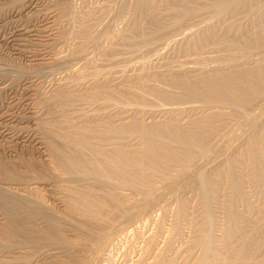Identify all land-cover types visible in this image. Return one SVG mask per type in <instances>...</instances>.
<instances>
[{"label":"rangeland","instance_id":"1","mask_svg":"<svg viewBox=\"0 0 264 264\" xmlns=\"http://www.w3.org/2000/svg\"><path fill=\"white\" fill-rule=\"evenodd\" d=\"M0 121V264H264V0H0Z\"/></svg>","mask_w":264,"mask_h":264},{"label":"bare ground","instance_id":"2","mask_svg":"<svg viewBox=\"0 0 264 264\" xmlns=\"http://www.w3.org/2000/svg\"><path fill=\"white\" fill-rule=\"evenodd\" d=\"M33 6H34V5H33ZM16 12H17V10H16ZM16 12H15V14H16ZM20 12H22V11H20ZM10 15H11V14H10ZM13 16H14V15H13ZM17 21H18V20H17ZM37 26H38V25H37ZM48 26H49V25H48ZM16 27H17V25H16ZM20 27H21V26H20ZM25 27H26V26H25ZM31 27H32V26H31ZM11 28H12V27H11ZM13 28H14V27H13ZM28 28H29V27H28ZM28 28H25V29H24V28H17L16 30H14L15 28H14L13 30L9 29V30H11V31H13V32L8 36V40H10V39H14V38L16 39L17 35L19 36V35H20L19 33H21V31H23V33H24V32H27V33H26V35H27L28 33L31 34V31H35V29H36V27H34V28L32 27V28H30V29H28ZM49 31H50V30H49ZM34 34H35V33H34ZM48 34H49V33H48ZM7 35H8V33H7L5 36H7ZM37 35H38V34H37ZM41 35H42V34H41ZM23 36H24V35H23ZM23 36H22V38H23ZM42 36H44V35H42ZM26 37H27V36H26ZM5 38H6V40H7V37H5ZM9 38H10V39H9ZM19 38L22 40L21 37H18L17 39L19 40ZM32 38H33V37H32ZM34 38H35V37H34ZM43 38H44V37H43ZM25 39H26V38H25ZM28 39H29V38H27V40H28ZM30 39H31V37H30ZM37 39H38V38H37ZM21 40H20V45H21ZM12 41H13V40H12ZM15 41H17V40H15ZM18 42H19V41H18ZM22 42H23V41H22ZM5 43H6V42H5ZM11 43H12V42H11ZM16 44H17V43H16ZM22 44H23V43H22ZM8 45H9V43H8ZM10 45H12V44H10ZM14 47H16V45H14ZM18 47H19V46H18ZM16 48H17V47H16ZM19 48H20V47H19ZM20 49H21V48H20ZM20 49H19V50H20ZM14 50H15V49H14ZM17 50H18V49H16V51H17ZM23 51H24V50H23ZM26 51H27V50H26ZM28 52H29V51H28ZM33 53H34V52H33ZM24 56H25V55H24ZM40 57H41V56H40ZM28 58H29V57H28ZM30 58H31V56H30ZM42 58H43V57H42ZM31 60H32V59H31ZM5 114H6V113H5ZM5 114H2V115H5ZM10 115H11V114H10ZM25 115H26V114H25ZM25 115H24V116H25ZM27 115H28V114H27ZM3 118H4V117L2 116V118H1V119H2V122L5 123L6 120H5V118H4V119H3ZM6 119H7V118H6ZM9 119H10V118H9ZM22 119H23V118H22ZM28 119H29V118H28ZM255 119H256V118H255ZM4 120H5V121H4ZM10 120H12V119H10ZM13 120H14V119H13ZM17 120H18V118H17ZM26 120H27V119H26ZM0 122H1V121H0ZM4 123H3V124H4ZM8 123H9V122H8ZM8 123H7V124H8ZM0 124L2 125V123H0ZM7 127H8V126L6 125V128H7ZM9 127H10V126H9ZM1 128H2V126L0 127V129H1ZM3 128H4V127H3ZM3 128H2V129H3ZM2 129H1V130H2ZM4 129H5V128H4ZM4 129H3V130H4ZM7 129H8V128H7ZM11 129H12V128H11ZM1 130H0V132H1ZM5 130H6V129H5ZM5 130H4V131H5ZM14 130H15V129H14ZM8 131H9V130H8ZM6 132H7V130L5 131L4 134H6ZM11 132H12V131H11ZM11 132H10V133H11ZM7 133H8V132H7ZM19 133H20V132H19ZM1 134H2V133H1ZM11 134H12V133H11ZM17 134H18V133H17ZM24 134H25V133H24ZM13 135H14V134H13ZM26 135H27V134H26ZM1 136H2V135H1ZM3 136H4V137H7L8 135L6 134V135H3ZM9 137H12V136L9 134ZM13 137H14V136H13ZM17 137H18V135H17ZM20 137H21V136H20ZM20 137H19V138H20ZM23 137H24V135H23ZM15 138H16V137H15ZM19 138H18V139H19ZM21 138H22V137H21ZM21 138H20V139H21ZM27 138H28V135H27ZM34 138H35V137H34ZM6 139H7V138H6ZM9 140H10V139H9ZM16 140H17V139H16ZM34 140H35V139H34ZM10 141H11V140H10ZM17 141H18V140H17ZM31 141H32V140H31ZM31 141H30V143H31ZM23 142H24V141H23ZM14 147H15V146H14ZM248 152H249V151H248ZM248 154L250 155V153H248ZM108 235H110V234H108ZM111 235H112V234H111ZM111 235L108 236V237L111 238ZM102 236H103V235H102ZM104 237H105V236H104ZM108 237H107V238H108ZM101 238H102V237H101ZM109 238H108V239H109ZM108 239H104V241L106 240L107 243H108ZM104 243H106V242H104ZM104 243H103V245H106V244H104ZM100 245H102V244H100ZM100 245H99V246H100ZM99 246H97V248H98ZM100 247H101V246H100ZM100 247H99L98 249H100ZM103 247H104V246H103ZM97 248H96V250H97ZM101 249H102V247H101ZM99 251H101V250H99ZM99 251H98V252H99ZM98 252H96V253H98Z\"/></svg>","mask_w":264,"mask_h":264}]
</instances>
